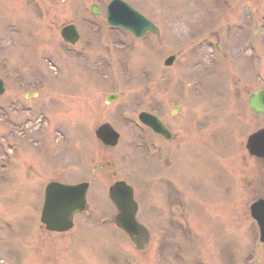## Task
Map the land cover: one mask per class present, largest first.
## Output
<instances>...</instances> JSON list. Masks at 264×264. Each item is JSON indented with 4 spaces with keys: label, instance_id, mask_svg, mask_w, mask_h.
Returning a JSON list of instances; mask_svg holds the SVG:
<instances>
[{
    "label": "rangeland",
    "instance_id": "1",
    "mask_svg": "<svg viewBox=\"0 0 264 264\" xmlns=\"http://www.w3.org/2000/svg\"><path fill=\"white\" fill-rule=\"evenodd\" d=\"M110 1L0 0V264H264L250 216L264 200V158L245 149L264 128L247 103L264 88V0H122L159 30L139 39L109 29ZM67 24L80 35L73 48L59 35ZM188 83L206 91L197 107L203 127L187 124V95L199 87ZM107 94L121 97L106 105ZM158 102L181 107L166 118L181 124L179 135L190 133L165 175L175 173L173 207L156 155L137 146V115ZM103 123L121 135L114 148L94 136ZM196 129L203 143L189 148ZM105 161L136 189L137 218L150 233L144 251L115 226L114 180L93 168ZM52 181L89 183L85 210L63 234L39 221Z\"/></svg>",
    "mask_w": 264,
    "mask_h": 264
},
{
    "label": "water",
    "instance_id": "2",
    "mask_svg": "<svg viewBox=\"0 0 264 264\" xmlns=\"http://www.w3.org/2000/svg\"><path fill=\"white\" fill-rule=\"evenodd\" d=\"M94 15L99 14L96 5L91 7ZM106 22L122 30L128 31L135 37H143L147 32L159 35V31L149 20L132 9L122 0H112L106 8ZM61 38L74 44L79 36L73 25L60 30ZM174 57L165 61L170 66ZM4 92V84L0 80V95ZM118 99L117 95L107 96V102ZM249 107L257 114H264V89H259L248 96ZM257 118V116H255ZM139 121L157 133L164 134V128L158 120L147 113L139 115ZM95 136L105 145L116 146L119 134L109 125L103 124L95 130ZM249 155L264 158V129L248 136L245 143ZM88 184L63 185L49 183L44 192V201L40 222L47 231L67 232L73 227V216L83 211ZM111 203L118 211L115 224L124 232L138 250L143 249L149 242L146 228L136 220L137 204L133 198V191L125 182H116L108 191ZM250 215L256 221L259 229V241L264 243V200H259L250 206Z\"/></svg>",
    "mask_w": 264,
    "mask_h": 264
},
{
    "label": "flooded vegetation",
    "instance_id": "3",
    "mask_svg": "<svg viewBox=\"0 0 264 264\" xmlns=\"http://www.w3.org/2000/svg\"><path fill=\"white\" fill-rule=\"evenodd\" d=\"M77 45V44H76ZM75 45V46H76ZM188 86H190L189 91H191L193 88H195L197 85V83H188ZM192 85H194L195 87H192ZM206 95V91L203 87V85H199V87L196 88V91H191L188 93V100H187V107L189 106V110H190V115L189 118L190 120H188L187 118V124L188 126L191 128V126L193 125V121L192 119H195L196 124H195V128L197 125H201L200 127H203L202 122L206 121L204 119L203 113H198L197 107L204 104V101L206 99V97L203 95ZM167 95H162V97H165ZM182 96H184V94H182ZM161 100V98L157 99L156 101ZM104 103L106 104L105 100ZM147 108H151V106H148ZM162 108V113H159L161 111ZM178 108V109H177ZM148 113L153 114L160 122H162L163 126L168 130L169 135L167 137H165L164 135H159L154 133L151 129H149L146 126L143 125H139V129L142 131L140 133V138H139V142L137 144L140 150V153H144V152H148V153H154L156 155V160H155V170H156V174L159 175V177H162V179L159 181V183H161V181L165 180L163 182V195L164 197L167 199V202L169 204V206L173 207L175 204V198H176V189H175V185H176V177H175V173L172 172L171 177H168L165 179V175L166 173H168L169 171H172L174 169V164H170L172 161L174 162L175 159V153L177 151H182L183 149H186L184 144H186V139H189V135L190 133H188L187 135H179L178 131L181 127V124H179L178 122H175L174 119H172L171 122H169V120H167L168 116L172 115L174 113V111H181V107L177 106L175 108H168L163 106L160 102L157 103V105H155V109H154V113L150 112V111H146V110H142ZM200 111L203 112V108H200ZM141 112V111H140ZM167 117V118H166ZM197 130V129H196ZM191 132V129H190ZM202 132V130H201ZM202 136L204 135H200L198 130H197V134H196V138L192 137L191 138V145L189 148L201 145V139ZM199 139V140H198ZM203 143V142H202ZM188 148V149H189ZM159 160V161H158ZM111 164H114L112 161L108 162L105 161V163L103 165H99L96 166L95 168H99L100 170H104L105 173V177L107 178H112V172L114 171L113 167ZM161 165V166H160ZM171 165V168H170ZM162 167V170H160ZM107 170V171H106ZM171 173V172H170ZM118 174V172H117ZM117 179V178H116ZM115 179V181H116ZM118 180V179H117ZM120 180H124L127 183H129L128 179H120ZM130 184V183H129ZM110 186V185H109ZM134 188V186H133ZM150 189V188H148ZM135 192L136 189L134 188ZM168 224H170L169 227L171 226H175L174 223V218L175 215L173 214L172 216L168 217Z\"/></svg>",
    "mask_w": 264,
    "mask_h": 264
}]
</instances>
